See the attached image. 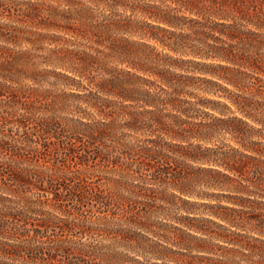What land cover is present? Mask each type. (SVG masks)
<instances>
[{
	"label": "rangeland",
	"instance_id": "1",
	"mask_svg": "<svg viewBox=\"0 0 264 264\" xmlns=\"http://www.w3.org/2000/svg\"><path fill=\"white\" fill-rule=\"evenodd\" d=\"M28 1L0 0V238L36 253L12 263L264 264V0L57 26Z\"/></svg>",
	"mask_w": 264,
	"mask_h": 264
},
{
	"label": "trees",
	"instance_id": "2",
	"mask_svg": "<svg viewBox=\"0 0 264 264\" xmlns=\"http://www.w3.org/2000/svg\"><path fill=\"white\" fill-rule=\"evenodd\" d=\"M66 7H60L58 5H54L52 3L39 2V1H31L29 0L28 12L30 14V18L37 17L43 20H48L52 22L54 26L58 24L55 23L58 17L67 18L66 20H76V21H85L87 16L90 15L89 6H83L76 0H61ZM44 12V13H43ZM44 16V17H43ZM49 18V19H48ZM70 28V27H67ZM5 36L2 28H0V37ZM11 48L6 46H0V95H4L5 93H9L12 95L14 88L8 84L9 81H14L9 75V71L7 67L11 64L9 61V57L13 58L11 55ZM14 96V95H13ZM240 110H244L246 114H249L248 110L243 107H239ZM1 226L4 227V221L0 223ZM7 228V227H4ZM6 232L10 233L5 229ZM0 234H4V229H0ZM11 235V233H10ZM2 238V236H0ZM0 238V264H13L12 262L15 259H22L24 262H29L31 259L36 258L34 255L35 248L20 244V243H11L7 239ZM37 252V251H36ZM36 254V253H35ZM2 259L11 260L9 263Z\"/></svg>",
	"mask_w": 264,
	"mask_h": 264
}]
</instances>
